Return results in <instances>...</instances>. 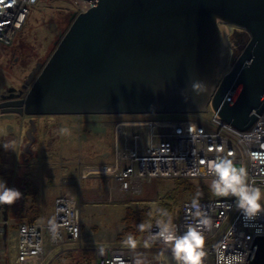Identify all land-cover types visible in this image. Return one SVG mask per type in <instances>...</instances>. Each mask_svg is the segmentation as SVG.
Segmentation results:
<instances>
[{
    "label": "water",
    "instance_id": "95a60500",
    "mask_svg": "<svg viewBox=\"0 0 264 264\" xmlns=\"http://www.w3.org/2000/svg\"><path fill=\"white\" fill-rule=\"evenodd\" d=\"M88 1L27 97L10 95L1 113L195 114L210 107L245 130L264 109V0ZM217 21L245 30L250 40L209 101L228 44L231 65L249 38L233 29L227 43ZM29 124L32 141L36 125ZM0 208L5 245L9 205ZM246 264H264V237L255 239Z\"/></svg>",
    "mask_w": 264,
    "mask_h": 264
},
{
    "label": "built area",
    "instance_id": "2783aa9c",
    "mask_svg": "<svg viewBox=\"0 0 264 264\" xmlns=\"http://www.w3.org/2000/svg\"><path fill=\"white\" fill-rule=\"evenodd\" d=\"M35 0H3L0 3V43L9 45L19 32L28 15V5ZM79 13L90 7L88 0H71ZM202 117L192 114L195 119L177 121L140 120L117 121L114 123L116 159L111 166L86 168L78 178L88 175L111 174L118 189L124 194H139L144 182L154 179H209L207 161L218 156H228L235 165L246 168L257 187L264 190V109L245 130H238L215 116ZM231 154V155H229ZM75 178V177H74ZM71 182L61 178L60 194L54 201L53 220L50 224L20 220L16 230L15 264H43L45 239L51 247L76 244L81 238V208L78 199L64 185ZM181 202L173 223L180 234L189 223H197L200 217L211 221L204 226L202 264H246L256 238L264 237V211L245 217L235 206L233 197H216L212 193L204 200ZM0 208V250L4 246V234ZM156 221V220H155ZM153 226L141 234V243H149L148 252H142L149 264H175L170 247L154 239L158 231ZM6 224H13L9 222ZM137 249L125 246L108 247L97 264H134ZM167 256L166 262L161 258Z\"/></svg>",
    "mask_w": 264,
    "mask_h": 264
},
{
    "label": "rangeland",
    "instance_id": "374dc122",
    "mask_svg": "<svg viewBox=\"0 0 264 264\" xmlns=\"http://www.w3.org/2000/svg\"><path fill=\"white\" fill-rule=\"evenodd\" d=\"M73 10L75 11L76 8L71 0H35L34 3L28 5V15L15 36V41L13 40L14 42L9 45L0 43V55H2L0 57V90L19 86L28 73V65L23 66L25 62L33 65L35 61L51 57L56 50V46L52 43L58 38V27L65 24L61 15H66ZM217 24L224 25L227 29L228 34L225 36L227 43H229V36L233 33V29L237 32H246L229 22L217 21ZM247 35L249 36L248 33ZM249 40L250 36L231 65L232 48L228 44L227 63L212 95L209 96V101L213 98L224 76L233 68ZM12 58L13 61L18 59V62L14 67L9 68L11 64L7 61L11 62ZM199 114L206 118L211 116L209 109ZM18 119H20V121L18 120L20 125L17 130H20V127L24 130L28 129L31 120L37 128L34 134L36 143L32 146L34 151L36 149L37 156L30 160V164L33 168L34 180L39 188L40 198L44 199L43 196L47 195V197L45 196V207L42 206L41 223L50 224L53 220L52 201L56 195L60 194L58 174L60 163L67 164L63 165L68 168L65 174L69 171L65 178L75 183L73 189L69 187L68 189L76 195L81 208L82 230L79 242L55 248L49 245L46 238L43 264H97L102 256L100 253L102 247L105 250L112 246L127 247L123 241L129 234L138 240L136 248L138 252H148L149 250L141 243L143 231L138 234L137 227L132 224L130 231L125 232V228L129 226L123 223L127 209L140 214L144 211L152 213L154 206H168V212L174 221L181 202L192 200V190L181 182L185 181L186 184H191L194 190L202 194L205 188L210 185L209 179H154L144 182L139 194L131 195L124 194L118 189L111 174H93L82 179L78 178L81 171L86 168L111 166L115 162L117 146L114 138V123L117 121L192 120L195 119L192 114L53 115L32 118L24 116ZM7 121L8 119L0 118V139L7 133L9 126H14L12 121ZM62 128L68 129V133H61ZM25 139L24 136V140L22 139L19 145L15 144L13 148L17 152L12 156L16 166L13 168L14 180L9 188L17 190L21 175L26 171V165L29 163L23 152ZM50 163L56 164L57 167H53L54 169L51 170ZM102 163L105 164L99 165ZM235 166L240 167L239 165ZM0 181L5 183L2 178ZM209 194L211 195V191ZM261 203L264 205V200ZM20 205L21 198L9 205L8 218L9 222L12 221L13 224L7 225V240L0 250V264H15V227L21 218L17 214ZM22 208L23 213L26 212L25 209L28 210L24 205ZM26 218L31 220L28 213ZM157 218L155 215H150L149 220L144 224L155 221Z\"/></svg>",
    "mask_w": 264,
    "mask_h": 264
},
{
    "label": "clouds",
    "instance_id": "9594fccd",
    "mask_svg": "<svg viewBox=\"0 0 264 264\" xmlns=\"http://www.w3.org/2000/svg\"><path fill=\"white\" fill-rule=\"evenodd\" d=\"M60 131L68 133L69 130L62 128ZM206 167L207 174L214 177L209 185L212 195L235 198V206L242 211L245 217H252L264 211V205L261 203L264 200V191L250 179L245 167H236L228 156H218L209 160ZM21 196L22 193L19 190L8 188L3 181H0V204L11 205ZM192 206L198 209L199 205L196 199L193 200ZM149 215L158 217L155 221L158 231L153 234L154 239H159L165 246L170 247L175 264H202V258L205 256L202 228L210 226L211 221L208 218L203 217L197 211L195 215L200 217L198 222L187 224L186 230L180 234L178 226L173 223V217L167 209L154 206V211ZM152 226L151 223L137 225L140 231L150 230ZM123 243L128 248L135 250L139 242L129 234ZM144 246L149 247L150 245L145 241ZM104 251L105 249L102 247L101 255L104 254ZM163 259L166 262V258ZM134 264H149V262L142 253H137Z\"/></svg>",
    "mask_w": 264,
    "mask_h": 264
},
{
    "label": "crops",
    "instance_id": "0c3cea01",
    "mask_svg": "<svg viewBox=\"0 0 264 264\" xmlns=\"http://www.w3.org/2000/svg\"><path fill=\"white\" fill-rule=\"evenodd\" d=\"M15 41V40H14ZM13 41V42H14ZM2 55H0L1 57ZM1 64V63H0ZM24 116H19L16 113H8V114H3L0 112V118L2 119H8L7 122L12 121L14 123V126H9L7 133H5L1 139H0V178H2L5 181V185L6 187H10V182L14 180V167L16 166L15 163L12 160V156L15 155V153L17 154V152H15L14 145H19V143H21V140H24V136H25V145L23 147V152L25 154V156L27 157L28 160V165H26V171L21 175L20 180H22L23 178H25L26 180L30 181L33 186L36 188L37 192H36V196L35 197H28L27 201L24 203V206L28 208V210L25 211L28 212L30 207L31 210L28 212L29 215L32 217V219H27V218H23L24 220H27L29 222H34V223H40V218L42 216V206L45 207V201H46V197L47 195H44V199H41L39 196V188L37 186L36 181L34 180V176H33V168L30 164V160L33 159L34 157L37 156V151L35 149V151L33 150L32 146L34 145V143H36V139H35V132L36 130L33 132V134H30L33 138L32 141H30L28 139V133L29 131L32 130L30 124L28 129H23L22 127H20V130H17V127H19L20 123L18 122V120L20 121V119L18 118H22ZM27 117V116H26ZM35 117V116H32ZM30 117V118H32ZM17 120V121H16ZM22 128V129H21ZM29 140V141H28ZM28 143V144H26ZM14 150V152H13ZM35 159V158H34ZM26 160V161H27ZM51 164V163H50ZM105 163L99 164V165H103ZM63 165H67L66 163H60L59 166V187L61 188V184H60V180L61 178H64L65 175L69 172H67L65 174V171L68 169L66 168V166ZM51 167V170L54 169L53 167H57L56 164L52 163L51 165H49ZM63 166V167H61ZM71 172V171H70ZM21 183V182H20ZM75 183L70 182V184H66L63 186V188H74ZM59 188V189H60ZM19 190V189H18ZM46 196V197H45ZM59 196L56 195L54 197V201L55 199ZM54 201H52V208H54ZM25 212V213H26ZM31 212V213H30ZM53 217V215H52ZM22 219V220H23ZM43 223V222H42Z\"/></svg>",
    "mask_w": 264,
    "mask_h": 264
},
{
    "label": "flooded vegetation",
    "instance_id": "af4514ba",
    "mask_svg": "<svg viewBox=\"0 0 264 264\" xmlns=\"http://www.w3.org/2000/svg\"><path fill=\"white\" fill-rule=\"evenodd\" d=\"M64 15V16H62ZM61 17L64 18L65 20V24L62 27H58L59 28V32H58V38L56 41H54L52 44L57 47L59 46L60 42L62 41V39L64 38L65 34L68 32V30L70 29L73 20L77 18L78 15H80V13L77 10H73L68 14H62ZM63 30V31H62ZM56 51V50H55ZM54 51V52H55ZM54 54V53H53ZM53 54L51 55V57L49 59H47V57L45 59H43L42 61H35L33 65H31L30 63L27 64V62H25L23 64V66H27L28 65V73L24 76V79L22 80V82L19 84V86H12L14 87L16 90L15 91H9L8 89L10 88H5L3 90H0V103L4 102L6 100H9L7 97H9L10 95L12 96H19L18 98H13L15 100H19V99H25L27 97V95L30 93L31 89L34 87L36 81L38 80V78L40 77V75L42 74L43 70L45 69L46 65L49 63L50 59L52 58ZM15 56L13 55V58ZM13 58L11 60V62L8 60L7 62L10 65L9 68H12L16 65V63L18 62V59H16L15 61H13ZM47 60V61H46ZM173 73H171L172 76L177 77L178 73L177 71H173ZM11 87V88H12ZM5 97V99H1V97ZM3 114H8V113H3ZM92 115H97V114H92ZM25 116V115H22ZM40 116H53V115H40ZM29 141V140H28ZM28 144V143H26Z\"/></svg>",
    "mask_w": 264,
    "mask_h": 264
},
{
    "label": "trees",
    "instance_id": "16d2710c",
    "mask_svg": "<svg viewBox=\"0 0 264 264\" xmlns=\"http://www.w3.org/2000/svg\"><path fill=\"white\" fill-rule=\"evenodd\" d=\"M181 180V179H178ZM21 182V183H20ZM19 182V191L22 193L21 196V205L19 206L20 209L18 210L17 214L19 215L18 217H21L20 220H22L23 218H26L27 213L31 210H29L26 213H23V208L22 206L24 205V203L27 201L28 197H35L36 196V188L33 186V184L26 180L25 178H23L22 180H20ZM182 184H184L188 189L192 190V200L196 199V200H204L207 197H209V192L210 189L205 188V191L202 193L197 192L196 190L193 189V187L191 186V184H186V182H181ZM12 184V181L10 182V185ZM207 192V193H206ZM200 194L199 196L197 194ZM160 207H163L165 209L168 210V206H162L160 205ZM170 209V208H169ZM32 211V210H31ZM31 213V212H30ZM29 215V213H28ZM31 215V214H30ZM150 215L148 211H144V212H140V214H136L135 212H133L131 209H127L125 217L123 218V223H125L126 225L128 224L129 226L125 228V232L127 233L128 231H130V225H134L137 227V225L141 224V223H145L149 220ZM32 219V217H31ZM129 228V229H128ZM142 231L139 230V228L137 227V233H141Z\"/></svg>",
    "mask_w": 264,
    "mask_h": 264
},
{
    "label": "bare ground",
    "instance_id": "6f19581e",
    "mask_svg": "<svg viewBox=\"0 0 264 264\" xmlns=\"http://www.w3.org/2000/svg\"><path fill=\"white\" fill-rule=\"evenodd\" d=\"M161 258H167V256L165 254H162Z\"/></svg>",
    "mask_w": 264,
    "mask_h": 264
},
{
    "label": "snow or ice",
    "instance_id": "6c2138e0",
    "mask_svg": "<svg viewBox=\"0 0 264 264\" xmlns=\"http://www.w3.org/2000/svg\"><path fill=\"white\" fill-rule=\"evenodd\" d=\"M3 2V0H0V3H2Z\"/></svg>",
    "mask_w": 264,
    "mask_h": 264
}]
</instances>
